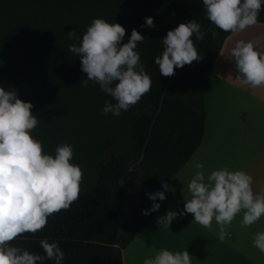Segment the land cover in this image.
<instances>
[{
  "label": "trees",
  "instance_id": "1",
  "mask_svg": "<svg viewBox=\"0 0 264 264\" xmlns=\"http://www.w3.org/2000/svg\"><path fill=\"white\" fill-rule=\"evenodd\" d=\"M146 17L154 18L155 28L141 27ZM94 18L121 24L124 42L133 29L147 37L137 50L151 76V91L119 116L103 114L105 101H115L92 81L84 86L87 74L79 57L68 50ZM189 19L206 33L197 46L203 58L188 65L167 89L137 166L133 163L160 95L180 69L164 77L155 58L162 54L167 32ZM258 20L264 23V6ZM209 23L203 0H0V86L16 89L18 98L34 105L30 111L40 123L31 135L42 142L44 153L55 155L58 145H73L70 162L79 164L84 174L80 197L70 209L53 214L43 231L25 233L14 246L44 256L40 240L47 237L59 243L64 264H106V259L123 264L122 249L156 213L143 214L153 204L147 193L162 191V180L167 182L201 142L205 89L229 34L213 24L207 29ZM73 30L79 39L68 38ZM126 137L128 150L121 146ZM131 164L134 170L122 179L132 187L122 201L127 184L119 177ZM44 264L55 261L46 259Z\"/></svg>",
  "mask_w": 264,
  "mask_h": 264
},
{
  "label": "clouds",
  "instance_id": "2",
  "mask_svg": "<svg viewBox=\"0 0 264 264\" xmlns=\"http://www.w3.org/2000/svg\"><path fill=\"white\" fill-rule=\"evenodd\" d=\"M207 19L225 33L243 32L256 25L264 0H203ZM155 28L154 18L146 17L141 27ZM126 29L119 23H109L104 18H94L79 39L76 30L68 32L71 40L79 43L68 46L81 63V71L87 74L82 82L89 81L111 96L115 103L105 101L103 114L119 116L129 110L151 91L152 79L141 63L137 45L147 38L133 29L125 41ZM206 33L194 19L180 23L162 39V54L155 64L164 77L175 75V69L191 66L203 57L195 41L204 39ZM194 37V39H193ZM149 39V38H148ZM238 76L243 85L264 86V51L257 50L251 41H237L231 50ZM34 105L18 98L16 89L0 86V264H44L54 260L64 264L65 253L57 241L45 237L40 246L45 255L14 246L12 242L25 233L43 231L48 218L61 210H68L79 199L83 181V169L70 161L74 146L62 143L55 155L43 151L42 142L31 132L40 120L30 111ZM195 174L188 183L190 198L185 200L179 213L168 210L157 217L158 225L169 227L178 215L193 214L194 222L211 228L219 226L218 238L223 241L226 229L242 214L241 227H250L264 216V186L255 190L254 177L242 169L230 170L228 166L212 170L205 175L204 164H195ZM165 191L174 192L163 182ZM165 191L147 193L153 201L144 215L158 211L156 201H164ZM253 246L264 253V231L253 237ZM143 264H192L187 250L161 249Z\"/></svg>",
  "mask_w": 264,
  "mask_h": 264
},
{
  "label": "crops",
  "instance_id": "3",
  "mask_svg": "<svg viewBox=\"0 0 264 264\" xmlns=\"http://www.w3.org/2000/svg\"><path fill=\"white\" fill-rule=\"evenodd\" d=\"M251 41L264 51V23L243 32L229 33L214 58L204 93L205 125L200 144L190 158L167 180L175 191H165L166 199L151 221L122 249L123 264H143L161 249L187 250L192 264H264V253L253 246L254 234L264 231V216L250 227H241L242 214L218 238L219 226L204 228L193 214L178 215L169 227L158 225L157 217L168 210L181 212L190 198L188 183L195 164L202 162L207 176L212 170L228 166L242 169L254 177V189L264 186V86L241 84L231 50L237 41Z\"/></svg>",
  "mask_w": 264,
  "mask_h": 264
},
{
  "label": "water",
  "instance_id": "4",
  "mask_svg": "<svg viewBox=\"0 0 264 264\" xmlns=\"http://www.w3.org/2000/svg\"><path fill=\"white\" fill-rule=\"evenodd\" d=\"M211 26H212V24H211V22H210L209 25H208V27H207V29L210 28ZM198 43H199V41H196V42H195V46H196V48H197V46H198ZM187 66H188V65H185L182 69L180 68V69L178 70V72L176 73V75L173 77V79H172V80H171V81H170V82L164 87V89H163V91H162V93H161V95H160V98H159V104H158L157 110H156V112H155L153 118L151 119L150 126H149V129H148V133H147V136H146V138H145V142H144V144H143V146H142V148H141V151H140V156H139V158H138L133 164H135V165L138 166V165L140 164L141 160L143 159L145 146H146V144H147V142H148V140H149V137H150V134H151V129H152V126H153L154 120H155V118H156V116H157V114H158V112H159V110H160V107H161V104H162V101H163V98H164V95H165L167 89H168L169 86H170V85L176 80V78L180 75V73H181V72H182ZM133 164L129 165V167H128V168H127V169H126V170L120 175V177H119V182H120L121 184H127V189H126V191H125V193H124V196H123V200H122V201H124L125 197L127 196L128 192L130 191V189H131V187H132V183H131V182L126 181V180H123L122 178H123L124 174L129 173V172H132V171L134 170ZM117 222H118V219H117V221L115 222V226L117 225ZM113 237H114V234H112V236L110 237V242L113 241ZM106 264H109L108 261H107V259H106Z\"/></svg>",
  "mask_w": 264,
  "mask_h": 264
},
{
  "label": "rangeland",
  "instance_id": "5",
  "mask_svg": "<svg viewBox=\"0 0 264 264\" xmlns=\"http://www.w3.org/2000/svg\"><path fill=\"white\" fill-rule=\"evenodd\" d=\"M121 146H122V148H123L124 150H128V149H129L128 138H127V137L123 140Z\"/></svg>",
  "mask_w": 264,
  "mask_h": 264
}]
</instances>
